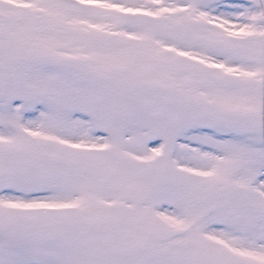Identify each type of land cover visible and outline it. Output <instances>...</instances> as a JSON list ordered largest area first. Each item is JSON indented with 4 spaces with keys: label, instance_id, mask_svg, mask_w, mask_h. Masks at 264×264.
<instances>
[{
    "label": "snow or ice",
    "instance_id": "obj_1",
    "mask_svg": "<svg viewBox=\"0 0 264 264\" xmlns=\"http://www.w3.org/2000/svg\"><path fill=\"white\" fill-rule=\"evenodd\" d=\"M0 264H264V0H0Z\"/></svg>",
    "mask_w": 264,
    "mask_h": 264
}]
</instances>
